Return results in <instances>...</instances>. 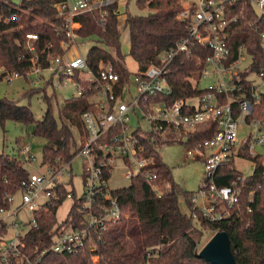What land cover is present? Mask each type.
<instances>
[{
  "label": "trees",
  "instance_id": "1",
  "mask_svg": "<svg viewBox=\"0 0 264 264\" xmlns=\"http://www.w3.org/2000/svg\"><path fill=\"white\" fill-rule=\"evenodd\" d=\"M59 1L62 0H22L17 5L15 0H0V16L15 17L9 23L0 21V82L15 73L23 75L29 82L27 73L35 52L30 50L27 33L38 34V51L50 43L54 46L51 51H61V42L65 37L60 29L62 19L54 7V3ZM185 1L136 0L140 9L150 10L146 15L132 14L128 1L125 5L124 26H121L119 18V0L107 6L105 21H102L100 10L77 16L76 20L81 23L77 30L80 42H99L90 47L86 54L87 62L94 69L100 62L112 63L121 76V86L133 73L126 67L125 55L121 50L124 28L129 31V53L138 63V72H144L152 64L159 63L162 54L176 49L182 40L189 38L191 54L180 52L170 64L168 80L173 91L165 98L174 102L177 99L201 97L207 90L200 88L192 78L196 74L198 76L201 69L198 57L205 59L213 55V51L197 44L190 36L188 22L178 18ZM229 8L230 14H235L237 18L224 30L229 49L226 62L240 61L245 52L251 56L250 64L234 78L238 85V89L232 94L234 115L237 118L241 115L240 101L247 99L253 103V110L246 119L250 121L258 118L264 121V103H256L253 97L254 83L249 79L255 74L264 73V19L248 0L230 4ZM51 88V81H46L39 87L32 86L25 93L30 99L41 95L47 103L41 119L35 118L29 105L7 97L0 98V126L5 128L7 121L33 125V135L46 139L42 165L55 163L57 159L72 164L80 150L72 126L77 125L85 135L82 114L89 108L88 103L84 96L69 98L63 110L71 124L60 121L52 101L55 97L58 102V95ZM220 98L223 103L228 101L226 95H221ZM160 99L152 97L154 101ZM216 130V123L210 122L209 125L201 124L188 133L172 126L164 129L163 133L144 131L141 135L143 154L154 158L160 176L161 194L158 195L141 174L134 176L128 186L111 190L110 194L117 199L122 216L117 222L109 224L107 229L94 234V249L87 247L74 253L50 250L53 228L57 224L60 227L81 225L80 212L74 202L67 217L62 222L58 221V209L69 193L68 187L59 184L57 197L36 212L38 226L30 229L23 237L24 250L31 264H212L198 257V238L205 230L227 232L239 264H264V154L251 156L242 147L245 152L243 157L257 163L253 174L241 176L242 172L232 168V157L219 167L214 176L219 186L236 183L244 187L240 213L221 221L201 220L197 223L192 215L195 193L186 190L175 180L173 168L163 161L159 152L162 145L169 143H183L187 147L203 144ZM17 142L20 143V140ZM29 162L20 154L11 156L5 152L0 153V208L9 206L8 196L16 194L23 181L29 178L30 171L26 166ZM164 182L167 184L165 187L161 185ZM181 198L186 201L188 212L182 210ZM249 206L252 208L251 212L248 211ZM4 230L2 228L0 232Z\"/></svg>",
  "mask_w": 264,
  "mask_h": 264
},
{
  "label": "built area",
  "instance_id": "2",
  "mask_svg": "<svg viewBox=\"0 0 264 264\" xmlns=\"http://www.w3.org/2000/svg\"><path fill=\"white\" fill-rule=\"evenodd\" d=\"M16 1V0H15ZM116 0H62L54 3L58 16L62 19L61 27L65 39L61 42V51H51L53 44L38 51L36 41L38 34L29 32L30 50L35 54L31 58L30 70L27 78L33 87L44 85L51 81L52 88L71 87V97L84 96L88 103L82 118L86 128L84 144L79 155L84 160V191L77 195L73 187L72 164L57 159L55 163L45 164L44 171L31 174L23 181L18 192H22V201L15 209L12 208L14 195H9V206L0 208V264H31L25 253L24 235L33 227L38 226L36 212L52 203L58 195V185L68 187L67 199H73L80 212L81 225L57 224L53 228V242L50 250L54 252H79L87 247L96 248L94 234L107 229L109 224L121 219L122 212L116 198L110 192L115 189L109 184L113 171L118 166L123 168V176L130 181L137 174H141L149 182L153 190L160 195L158 168L154 158L143 154L142 138L144 131L163 133L169 127L193 132L201 124L215 122V134L203 144L195 147L197 157L203 158L206 172L202 179V186L193 198L192 213L195 222L201 220L221 221L240 213L242 201V186L236 183L219 186L214 179L219 167L232 157H241L239 149L244 147L251 156L263 154L257 147H264V132L250 133L245 142L240 144L239 122L244 118L248 124H255L264 131V121L258 118L246 119L253 110V103L247 99L240 101L241 115H234L232 94L238 89L234 78L242 70L241 60L227 63L229 49L224 38L225 28L237 16L230 14L229 5L244 0H186L184 9L178 18L187 21L191 38L197 43L213 51V55L202 59L198 57V66L201 69L198 79L212 78L204 89L207 91L197 98L189 100L177 99L170 102L168 97L173 87L168 77L170 64L180 53L191 54L189 38L182 40L176 49L160 56L159 63L152 64L144 72L132 73L121 86V76L112 63L100 62L96 69L87 62L86 56L79 51L82 44L77 30L81 23L76 17L84 13L101 11L102 21L106 20L107 6ZM121 3V0H119ZM264 19V0H248ZM22 0H18L20 4ZM17 4V5H18ZM122 6V5H121ZM121 11V10H120ZM121 21V13H120ZM15 17L0 16V21L9 23ZM264 39V31L262 32ZM245 54V53H244ZM46 74H49L47 77ZM262 80L264 73L255 74L253 80L255 91L253 97L257 104L264 103V89L256 84L254 77ZM23 77L19 73L8 75L6 78ZM132 80L135 86L132 87ZM194 82V78H192ZM199 81L196 84H199ZM195 83V82H194ZM221 95H226L228 101L221 102ZM160 100H152V97ZM192 109V111H189ZM146 118L150 128L141 126L133 128L130 125L131 117ZM238 148V149H236ZM23 157L33 160L31 147L25 144ZM30 161V162H31ZM253 169L257 163L251 160ZM264 166V160L262 162ZM70 179L63 180L64 176ZM240 179L243 180V177ZM70 186L72 189L70 190ZM252 200V199H250ZM26 210L29 220H20V213ZM248 211H252L249 206ZM22 224L28 229L25 233L18 230ZM15 230L12 237H7L8 230ZM58 229V230H57Z\"/></svg>",
  "mask_w": 264,
  "mask_h": 264
},
{
  "label": "rangeland",
  "instance_id": "3",
  "mask_svg": "<svg viewBox=\"0 0 264 264\" xmlns=\"http://www.w3.org/2000/svg\"><path fill=\"white\" fill-rule=\"evenodd\" d=\"M129 1V10L132 14H140L146 15L150 13L149 9H140L136 0H121V26H124L125 20V5L126 2ZM186 3V2H185ZM99 42L94 40H84L79 46V51L82 55L86 56L90 47ZM122 53L125 55L124 63L126 67L133 73L138 71V63L133 59L130 55V39H129V31L127 28L123 29L122 38ZM241 68H245L251 62V56L245 52L243 59L241 60ZM49 77V74H46ZM194 77V82H198L197 74ZM256 80V84L262 85V80L258 77H254ZM212 82V78H205L199 81V87L205 88ZM56 92L58 95V102L55 97H53V105L56 116L60 121L64 120L68 124H71L70 118L66 116L63 108L65 102L69 101L72 96L71 87H60L58 88L57 81L55 82ZM135 86L134 80H132V87ZM32 87L30 82H27L25 78H14L13 80H9L8 78H4L0 82V98L7 97L9 99L19 101L20 104L29 105L34 112L36 119H41L43 114L46 111L47 103L44 101L41 95H36L33 98L26 97L25 93ZM52 89V88H51ZM262 89H264V85H262ZM52 90H50V93ZM77 102L78 100H73V102ZM239 122V140L240 144H243L250 133H262L264 132L262 129L259 130L255 124H248L244 118H240ZM130 125L133 128L141 126L148 130L150 128V123L146 118H142L139 116L131 117ZM209 125V124H208ZM75 139L78 143L79 148H81L84 144V136L81 133L80 128L77 125L72 126ZM33 125H25L23 123H17L14 121H7L5 124V128L0 126V153L5 152L10 154L11 156H18L19 154L24 156L22 150L25 144L31 147V155L33 156V160L30 161L26 166L31 174H37L44 171V166L42 165L43 160V148L46 143V139L40 136L33 135ZM20 140V143L17 140ZM197 144L192 145L191 147H187L183 143H169L161 146L159 152L162 156L164 162L168 163L173 168V175L175 180L181 184L186 190L194 192V196L198 194L202 186V179L206 172V166L203 158L197 157L198 152L195 147ZM21 149V151H20ZM238 149V148H236ZM257 150L261 151L264 154V147H257ZM244 149H239V154L241 157H236L232 164V168H237L240 172H242L244 177H248L253 174V163L250 159H247L244 156ZM72 173H73V187L75 189V193L77 195H81L84 191V160L78 154L72 162ZM123 168L118 166L114 169L113 174L110 178L109 184L112 188L118 187H126L130 184V180L124 178L123 176ZM70 179L69 176L65 175L63 180ZM163 187L167 185L165 182L161 184ZM72 187L70 186V190ZM194 198V197H193ZM22 201V192H17L14 195V202L12 208L15 209L17 206L21 204ZM193 202V199H192ZM73 203V199L68 198L64 201V203L58 209V221L62 222L68 215L70 207ZM180 206L184 212H188V205L184 198L180 199ZM30 214L24 210L20 213V220L27 221L29 220ZM28 229L27 226L23 227L22 224L20 227L18 226V230L22 233H25ZM15 230L9 229L7 237H12ZM216 234L215 231L205 230L201 237L198 238V251H200Z\"/></svg>",
  "mask_w": 264,
  "mask_h": 264
},
{
  "label": "water",
  "instance_id": "4",
  "mask_svg": "<svg viewBox=\"0 0 264 264\" xmlns=\"http://www.w3.org/2000/svg\"><path fill=\"white\" fill-rule=\"evenodd\" d=\"M18 4V0L15 1ZM198 257L212 264H239L232 251L230 236L225 231H218L198 252Z\"/></svg>",
  "mask_w": 264,
  "mask_h": 264
},
{
  "label": "crops",
  "instance_id": "5",
  "mask_svg": "<svg viewBox=\"0 0 264 264\" xmlns=\"http://www.w3.org/2000/svg\"><path fill=\"white\" fill-rule=\"evenodd\" d=\"M122 38V37H121Z\"/></svg>",
  "mask_w": 264,
  "mask_h": 264
}]
</instances>
